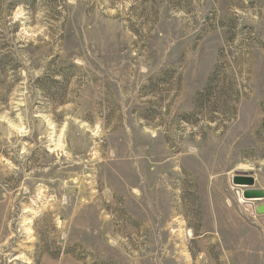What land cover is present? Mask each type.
<instances>
[{"label": "rangeland", "instance_id": "1", "mask_svg": "<svg viewBox=\"0 0 264 264\" xmlns=\"http://www.w3.org/2000/svg\"><path fill=\"white\" fill-rule=\"evenodd\" d=\"M0 61V264H264V0H0Z\"/></svg>", "mask_w": 264, "mask_h": 264}, {"label": "water", "instance_id": "2", "mask_svg": "<svg viewBox=\"0 0 264 264\" xmlns=\"http://www.w3.org/2000/svg\"><path fill=\"white\" fill-rule=\"evenodd\" d=\"M233 184L235 186H248L253 187L254 186V180L251 177L239 175L235 176L233 180ZM243 198L246 200H261L264 199V191L260 189L255 190H245L243 191ZM255 212L259 215L264 214V204L258 205V207L255 208Z\"/></svg>", "mask_w": 264, "mask_h": 264}, {"label": "trees", "instance_id": "3", "mask_svg": "<svg viewBox=\"0 0 264 264\" xmlns=\"http://www.w3.org/2000/svg\"><path fill=\"white\" fill-rule=\"evenodd\" d=\"M1 62V61H0Z\"/></svg>", "mask_w": 264, "mask_h": 264}]
</instances>
